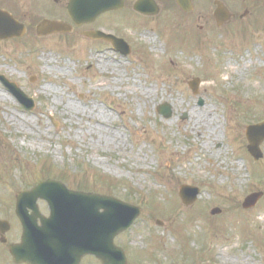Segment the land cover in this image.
<instances>
[{
  "label": "rangeland",
  "instance_id": "1",
  "mask_svg": "<svg viewBox=\"0 0 264 264\" xmlns=\"http://www.w3.org/2000/svg\"><path fill=\"white\" fill-rule=\"evenodd\" d=\"M125 5L72 34L0 41V75L36 105L23 110L0 83V219L12 220L10 237L20 234L16 194L54 179L140 207L115 240L126 264H264V143L254 162L245 138L264 121V4L253 13L229 6L234 18L221 26L211 7L145 17ZM91 28L123 39L130 53L89 40ZM191 108L210 110L217 140L188 129ZM181 185L198 189L188 206ZM251 193L260 196L244 209Z\"/></svg>",
  "mask_w": 264,
  "mask_h": 264
},
{
  "label": "water",
  "instance_id": "2",
  "mask_svg": "<svg viewBox=\"0 0 264 264\" xmlns=\"http://www.w3.org/2000/svg\"><path fill=\"white\" fill-rule=\"evenodd\" d=\"M177 3L182 10H189L188 0H177ZM120 5L121 0H71L68 13L72 21L80 25L92 22L99 14L117 9ZM141 6L139 4L136 8ZM215 17L219 22L228 18L222 7L217 8ZM16 29L14 23L0 17V39L20 36L15 35ZM39 29L45 34L70 31V27L65 24L49 22L42 23ZM88 36L107 39L120 53L128 52L121 41L112 37L98 33ZM0 81L26 110L33 108L32 102L14 84L2 76ZM159 112L165 117L170 115L165 105L159 108ZM246 138L249 153L255 160L261 158L259 146L264 141V123L248 127ZM195 194L189 188L180 189V197L186 204L192 202L189 196L194 197ZM259 196L255 194L247 197L243 207L253 206ZM38 199L48 203V219L40 216L36 206ZM28 210L31 214H28ZM15 212L22 226V237L21 244L12 246L10 253L17 263L79 264L83 256L94 255L102 264H125L123 252L114 247L113 239L130 226L138 216L139 209L112 198L70 191L61 183L48 180L29 192L18 194ZM38 219L40 226L37 225ZM0 229L8 230V224L0 222Z\"/></svg>",
  "mask_w": 264,
  "mask_h": 264
},
{
  "label": "flooded vegetation",
  "instance_id": "3",
  "mask_svg": "<svg viewBox=\"0 0 264 264\" xmlns=\"http://www.w3.org/2000/svg\"><path fill=\"white\" fill-rule=\"evenodd\" d=\"M138 0H124V5H134ZM153 3L160 9L163 7L173 8L176 7L175 0H152ZM70 0H0V13L5 14V16H10L15 22L20 25H23L26 30V36L34 35L36 27L43 21H53L58 23L72 24L71 20L67 13V6ZM192 6L196 4L197 6L202 7H211L215 8L218 3H222L225 7L234 6L239 12L240 7L251 8L253 10L259 7V5L264 4V0H190ZM258 7V8H257ZM125 9V7H124ZM250 13L244 11L242 15L239 16V19H243ZM234 18V15L231 14ZM88 26V25H87ZM86 27V26H82ZM77 27L72 28V33H74ZM96 28H91L88 30H95ZM70 33V34H72ZM60 35L53 34L48 38L57 37ZM12 230L10 229L9 233L5 235L6 242L2 243L0 241V253L4 252L6 255V262L8 264H14L9 257L8 248L11 244L17 243L18 238L14 236L10 237ZM4 262V261H3Z\"/></svg>",
  "mask_w": 264,
  "mask_h": 264
},
{
  "label": "bare ground",
  "instance_id": "4",
  "mask_svg": "<svg viewBox=\"0 0 264 264\" xmlns=\"http://www.w3.org/2000/svg\"><path fill=\"white\" fill-rule=\"evenodd\" d=\"M143 38H145L147 42H152V40L155 41V38L148 39L145 36ZM43 92L53 93L54 91L52 89L45 88ZM187 114H188L187 121L190 122L188 129L191 132H195L198 135H200L201 129L202 127H204V129L209 135L207 138L208 140H211L213 142L218 139V137L220 136V132H219L220 126L217 122L212 120L210 110L202 109L199 111H195L194 108H191L189 111H187ZM204 146L206 145L204 144ZM235 196L237 197L240 196V193L237 190L235 191Z\"/></svg>",
  "mask_w": 264,
  "mask_h": 264
}]
</instances>
